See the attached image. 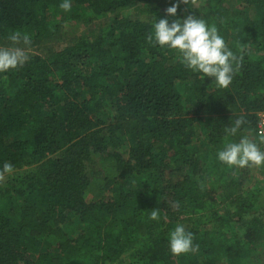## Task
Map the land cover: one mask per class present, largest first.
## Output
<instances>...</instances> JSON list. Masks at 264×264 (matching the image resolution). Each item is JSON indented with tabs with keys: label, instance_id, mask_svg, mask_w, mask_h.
<instances>
[{
	"label": "trees",
	"instance_id": "trees-1",
	"mask_svg": "<svg viewBox=\"0 0 264 264\" xmlns=\"http://www.w3.org/2000/svg\"><path fill=\"white\" fill-rule=\"evenodd\" d=\"M62 2L0 0V45L18 30L47 53L0 73V169L14 166L0 183V264H264V184L217 155L243 136L264 146V0L179 4L174 19L203 18L243 47L227 89L148 43L177 0ZM95 156L101 175L87 170ZM178 224L198 251L171 253Z\"/></svg>",
	"mask_w": 264,
	"mask_h": 264
},
{
	"label": "clouds",
	"instance_id": "clouds-1",
	"mask_svg": "<svg viewBox=\"0 0 264 264\" xmlns=\"http://www.w3.org/2000/svg\"><path fill=\"white\" fill-rule=\"evenodd\" d=\"M180 3L194 6L196 0H177L166 8L167 15L175 17ZM59 7L65 12L70 11L71 0H63ZM8 40L11 42L10 46H0V73L18 69L30 59L32 39L27 33L14 31L8 36ZM147 41L149 44H158L161 48L175 50L187 69L201 73L202 79H214L216 86L222 89L230 86L234 75L239 73L244 58L242 46H238L241 54H235L219 34L215 24L209 26L203 18H196L195 15H188L182 21L174 19L171 23L166 18L155 20L153 33L147 36ZM243 123L244 118L240 117L232 127L225 128V132L235 136ZM261 143H264V136L261 137ZM217 155L219 161L229 167H264V151L248 136H243L238 143H227ZM13 172L14 166L5 162L0 169V183ZM149 219L160 220L157 208L151 211ZM193 240V233L186 231L183 225H176L169 238L171 253L180 256L198 251L199 246Z\"/></svg>",
	"mask_w": 264,
	"mask_h": 264
},
{
	"label": "rangeland",
	"instance_id": "rangeland-1",
	"mask_svg": "<svg viewBox=\"0 0 264 264\" xmlns=\"http://www.w3.org/2000/svg\"><path fill=\"white\" fill-rule=\"evenodd\" d=\"M167 7H169V6H167ZM166 7V8H167ZM166 10V9H165ZM165 10H163L162 11V13L160 12V13H158V15H157V17L158 18H171V19H174L175 17H172V16H168L167 15V13H166V11ZM106 20H108V17H104ZM104 20V19H103ZM102 21V20H101ZM100 23V21H96V22H94L92 25H90V26H86V27H82V26H75V27H73V28H71L70 26H67L66 28L69 30V33H67L66 35H64V38H62V39H58L56 42H44V47H45V49L46 48H50V46H53V47H56V48H58V46L59 45H61V44H65V43H67V40L68 39H71L72 38V36L75 34H78V33H80V32H82V31H85V32H87V31H90V29L91 28H94V27H98V24ZM70 24H72V23H70ZM0 46H4V45H0ZM6 47V46H5ZM37 47V46H36ZM36 47H31V51H30V54L32 53H43L44 52V54H47L46 53V50H43V52L42 51H39ZM56 48H53V49H55L56 50ZM111 150V149H110ZM262 151H264V146L262 147ZM93 159V162H90L88 165H87V170L90 172V173H95L96 171H98V170H101L100 172V175L103 173V171H104V169H103V167H102V164L101 163H99V160H100V158L99 157H92ZM92 171V172H91ZM90 173H89V175H90ZM257 180L258 181V183H260V184H264V167H259V168H257V167H254V169H253V171H252V173H251V176H250V180ZM106 194V193H105ZM92 194H90V193H87L86 194V196H87V198H91V197H93V195L91 196ZM260 204L263 206V208H264V197L260 200ZM256 211H258V210H256ZM261 251L262 252H264V244L262 245V247H261Z\"/></svg>",
	"mask_w": 264,
	"mask_h": 264
},
{
	"label": "built area",
	"instance_id": "built-area-1",
	"mask_svg": "<svg viewBox=\"0 0 264 264\" xmlns=\"http://www.w3.org/2000/svg\"><path fill=\"white\" fill-rule=\"evenodd\" d=\"M255 133L260 139L262 136H264V110L257 112Z\"/></svg>",
	"mask_w": 264,
	"mask_h": 264
}]
</instances>
